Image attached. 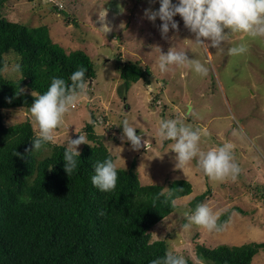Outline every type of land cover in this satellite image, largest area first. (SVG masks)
Segmentation results:
<instances>
[{"label":"rangeland","instance_id":"1","mask_svg":"<svg viewBox=\"0 0 264 264\" xmlns=\"http://www.w3.org/2000/svg\"><path fill=\"white\" fill-rule=\"evenodd\" d=\"M171 2L176 4L177 0ZM159 5L160 0H4L0 13L7 20L28 27L46 26L53 43L66 52L84 51L94 65V80L87 83L85 95L66 114L49 145L67 147L69 137L86 135L84 127L92 122L93 113L97 119L92 122L94 139L113 156L117 169H127L135 160L141 185H162L165 189L174 180L191 184L192 192L175 200L174 212L157 223L150 236L151 241H164L167 251L171 249L194 264L196 245L214 248L264 243V40L238 33L222 45L224 53L197 47L192 42L195 35L184 27L179 15L173 18L178 30L170 28L162 38L159 18L153 22L144 17L145 9L158 11ZM103 10H107V15L101 21ZM103 25L111 31L100 30ZM240 43L247 44L245 54L227 55L229 47ZM156 47L163 53L171 47L185 52L189 59L204 64L208 75L201 77L175 65L161 73ZM124 60L147 67L150 85L131 84L120 96L116 88L122 81L116 66ZM4 61L11 67L15 54L4 55ZM2 75L8 80L19 78L4 71ZM0 113L5 126L31 123L26 109ZM176 118L201 131L203 150L225 142L235 145L233 155L241 169L235 182L212 181L196 168L195 159L183 170L176 168L175 153L170 148L174 141L161 143L156 136L160 119ZM124 120L151 145L132 150L129 142L122 141ZM33 132L36 138L34 129ZM46 148L42 147L43 154L49 151ZM34 153L39 154L38 150ZM206 189L209 195L203 203L222 214L230 211L229 220L221 224L220 232L208 233L196 225L183 230L181 226L187 222L183 213L190 209L189 202ZM235 208L244 213H237ZM250 264H264V251H259Z\"/></svg>","mask_w":264,"mask_h":264},{"label":"trees","instance_id":"2","mask_svg":"<svg viewBox=\"0 0 264 264\" xmlns=\"http://www.w3.org/2000/svg\"><path fill=\"white\" fill-rule=\"evenodd\" d=\"M3 4L0 0V8ZM10 52L21 57L22 80L2 75L4 55ZM79 68L86 70V85L94 80V65L84 51L66 52L51 41L46 26L28 27L0 13V112L28 110L32 91L46 92L53 77L70 84L71 74ZM116 68L122 81L116 88L120 96L131 84L150 85L149 70L138 62L119 61ZM19 88L26 91L17 94ZM90 116L94 124L96 116ZM92 122L84 132L93 145L81 146L77 168L68 175L63 161L65 144L47 143L43 147L49 151L43 154L41 148L35 155L31 123L5 126L0 113V264H151L167 252L164 241H151L150 231L174 212L173 200L192 192L191 184L169 182L170 197L162 185H141L133 160L129 168L117 169L116 188L101 192L91 183L94 165L114 158L96 143ZM208 195L206 189L195 196L190 209ZM229 216L230 211L224 212L218 223H227ZM259 251H264V243L196 245L195 254L204 264H250ZM187 264L193 263L187 260Z\"/></svg>","mask_w":264,"mask_h":264},{"label":"clouds","instance_id":"3","mask_svg":"<svg viewBox=\"0 0 264 264\" xmlns=\"http://www.w3.org/2000/svg\"><path fill=\"white\" fill-rule=\"evenodd\" d=\"M119 7V5H118ZM123 11V9H121ZM107 10H103V18ZM179 15L184 27L195 35L192 41L197 47L214 48L224 53L222 45L230 39L233 34L242 33L252 39L264 40V0H177L173 4L171 0H160L158 11L151 8L145 9L144 17L149 21L157 18L162 22L160 32L162 38L166 37L170 28L178 30V24L173 20ZM100 30L105 33L111 31L107 25ZM227 30V31H226ZM204 41H210L205 44ZM157 66L161 73L168 70V66L188 68L199 76H207L209 69L197 59H189L185 52L176 51L173 47L167 53H163L159 47ZM248 51L246 43H240L227 49V55L240 56ZM20 56L15 55V61L11 67L5 63L3 71L9 76L19 75L24 78L21 65L18 62ZM85 69L79 68L70 76L69 84L64 79L53 77L47 91L43 94L36 91L31 92L33 103L28 111L31 124L36 131L33 140V150H40L45 144L53 142L56 130L64 123L66 114L76 106L77 102L85 95L86 82L84 80ZM91 83V81H89ZM25 88H19L17 94H22ZM191 114V113H189ZM121 140L131 144L132 150H139L142 146L151 145L149 140H142L141 135L136 134V128L131 126L127 120L122 121ZM206 135V133H205ZM156 136L161 143L165 140L174 141L170 145L171 152L175 153L176 168L183 170L191 162L196 160V168L212 181L224 182L231 180L235 182L241 169L235 162L233 150L235 145L225 142L220 146H213L207 150L200 147L201 131L194 129L180 118L160 119L156 128ZM89 141L85 134H78L77 138H68L67 147L63 154L64 171L69 175L77 168V150L80 145H88ZM16 155H19L16 153ZM121 159V158H120ZM50 171V170H49ZM118 180L117 162L106 159L94 165V175L91 183L101 192H110L116 188ZM168 195L172 192L169 189ZM182 190V189H181ZM176 203L175 200L172 201ZM103 215V213H100ZM221 211H213L207 203L196 205L195 209H189L183 213L186 223L181 227L187 231L192 225L203 228L208 233L220 232L223 225L218 223ZM159 239L155 233L152 234ZM194 264H204L201 258L193 253ZM151 264H187L183 255L174 254L169 249L162 258L154 259Z\"/></svg>","mask_w":264,"mask_h":264},{"label":"crops","instance_id":"4","mask_svg":"<svg viewBox=\"0 0 264 264\" xmlns=\"http://www.w3.org/2000/svg\"><path fill=\"white\" fill-rule=\"evenodd\" d=\"M253 259H254V257H253ZM253 259H252V260H253ZM251 262H252V261H251Z\"/></svg>","mask_w":264,"mask_h":264}]
</instances>
